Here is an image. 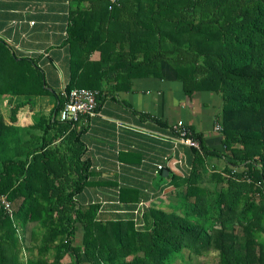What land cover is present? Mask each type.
Returning a JSON list of instances; mask_svg holds the SVG:
<instances>
[{"label": "trees", "instance_id": "trees-1", "mask_svg": "<svg viewBox=\"0 0 264 264\" xmlns=\"http://www.w3.org/2000/svg\"><path fill=\"white\" fill-rule=\"evenodd\" d=\"M83 1L89 6L69 15L70 77L61 93L96 91L97 111L103 82L125 90L133 78H160L164 63L187 95L220 96L221 147L208 148L186 126L199 149L186 146L187 172L170 173L169 184L125 181L142 163L135 151L115 153L120 173L96 171L82 140L91 117L60 121L64 96L47 88L33 59L0 41V101L10 109H0V197L10 203H0V264H175L184 250L217 252V264H264V0ZM47 95L56 97L49 117L20 129L34 103L15 98ZM163 195L177 202L156 206ZM153 198L136 226L138 203Z\"/></svg>", "mask_w": 264, "mask_h": 264}, {"label": "crops", "instance_id": "crops-1", "mask_svg": "<svg viewBox=\"0 0 264 264\" xmlns=\"http://www.w3.org/2000/svg\"><path fill=\"white\" fill-rule=\"evenodd\" d=\"M81 6L89 5L78 0H0V41L19 59H33L44 73L47 88L59 95L70 77L66 41L69 15ZM99 54L94 51L90 57L98 60ZM161 67L160 78H133L125 90L115 89L114 81L103 82L97 111L88 124H84L87 131L82 134L94 168L115 166L119 152H139L142 163L126 175L125 181L147 185V188L159 179L153 172L158 165L168 171L163 175L166 178L170 173L182 176L187 172L192 159L190 149L184 145L175 148L172 139L175 136L172 127L178 121L200 133L208 148L221 147L220 133L213 129L221 111L220 96L209 91H198L189 96L175 71L164 63ZM19 78L23 79L22 72ZM29 99L34 104L31 110H28L29 106L22 110L20 129L33 125L41 116L48 118L56 97L17 96L14 103ZM0 109L5 116L9 115L10 109L2 100ZM180 159L181 164L173 165L174 160ZM210 164L220 166L223 162L211 160ZM161 184H169V179L167 184ZM170 189L171 186L165 192ZM91 195H95L94 192L81 198L85 200ZM168 197H157L155 205L165 208Z\"/></svg>", "mask_w": 264, "mask_h": 264}, {"label": "built area", "instance_id": "built-area-1", "mask_svg": "<svg viewBox=\"0 0 264 264\" xmlns=\"http://www.w3.org/2000/svg\"><path fill=\"white\" fill-rule=\"evenodd\" d=\"M114 2V0H111ZM64 98V105L60 109L59 114H58V119L60 121H67V122H72L75 123L78 121L80 116L87 115L88 117H92L95 115V108H96V91L92 90H87V89H80V88H74L71 89L70 91H64L61 93ZM174 130L175 136L172 137L174 147H178L180 145L188 146V147H194L199 149V144L197 141L191 139L188 135L191 133L185 128V125L183 124V121H178L176 125L172 127ZM215 132L220 133L221 132V126L218 122L214 124L213 127ZM176 163L181 164V159L180 160H174L173 165ZM183 163V162H182ZM123 163L121 161H116L115 162V170L120 173L121 171V166ZM94 168V167H92ZM163 169V165H158L155 169V174H157L160 170ZM96 171H101L102 169L100 168H94ZM155 198L151 199L149 202L145 201H140L138 203L137 208L134 210V214L136 215L135 217L138 219L136 226L140 225V221L142 218V215L145 211V209L150 206V204L154 203ZM156 201V200H155ZM97 203L95 201V198L89 199L85 203ZM0 203L4 207V209L9 210L10 209V203L5 199V197L1 196L0 197ZM103 206L106 204V201H103L101 203Z\"/></svg>", "mask_w": 264, "mask_h": 264}, {"label": "rangeland", "instance_id": "rangeland-1", "mask_svg": "<svg viewBox=\"0 0 264 264\" xmlns=\"http://www.w3.org/2000/svg\"><path fill=\"white\" fill-rule=\"evenodd\" d=\"M162 182L167 184V178L165 177L163 181H160V180L157 181L156 185H160ZM90 190L93 193L95 188H91ZM174 197L175 196L169 195L167 200H169L171 202H177ZM176 206L177 205L174 204V205L170 206V208L175 209ZM27 228H28V231H27L26 236L28 238L30 236V233H31V228L29 225L27 226ZM78 235L80 236V234H78ZM28 240L29 239H27V241ZM65 261H68V259H66ZM175 264H217V252H209V254H207V255L196 256L195 254H190L187 250H184L183 259L178 258L176 260Z\"/></svg>", "mask_w": 264, "mask_h": 264}, {"label": "water", "instance_id": "water-1", "mask_svg": "<svg viewBox=\"0 0 264 264\" xmlns=\"http://www.w3.org/2000/svg\"><path fill=\"white\" fill-rule=\"evenodd\" d=\"M167 173H168V171H167V170H165V171H164V173H163V175H167Z\"/></svg>", "mask_w": 264, "mask_h": 264}]
</instances>
